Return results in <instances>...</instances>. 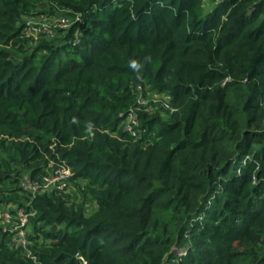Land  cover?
I'll return each mask as SVG.
<instances>
[{"label":"trees","instance_id":"1","mask_svg":"<svg viewBox=\"0 0 264 264\" xmlns=\"http://www.w3.org/2000/svg\"><path fill=\"white\" fill-rule=\"evenodd\" d=\"M41 13L72 17L59 42ZM50 163L76 192L21 193ZM10 203L35 258L0 227V264H264V0H0Z\"/></svg>","mask_w":264,"mask_h":264},{"label":"built area","instance_id":"2","mask_svg":"<svg viewBox=\"0 0 264 264\" xmlns=\"http://www.w3.org/2000/svg\"><path fill=\"white\" fill-rule=\"evenodd\" d=\"M59 20L62 21L64 27L68 25L66 17L63 16ZM32 29L35 30L33 27ZM137 88L139 91L137 102L140 105H144L146 100L143 96L142 86L139 85ZM169 99L170 97L168 94H163L161 96L163 105L166 108H171L169 105ZM137 109H139V106L131 109L126 117L124 126V129L133 135L135 134V126L138 123ZM149 110H151V108H149ZM171 110L173 109L171 108ZM49 167L50 169L40 178H33L29 174L23 176L19 182L20 192L30 194L31 197H33L38 193L68 189L73 175L71 169L61 163H58L56 166L49 164ZM29 203L30 201H26V205H29ZM10 204H8L9 206L6 205L7 207L5 206L0 209V227L4 232L10 234V244L12 246L23 247L28 256L35 258L30 253V248H28L30 240L27 238L30 216L34 213L32 210L27 211L25 206L13 203Z\"/></svg>","mask_w":264,"mask_h":264},{"label":"rangeland","instance_id":"3","mask_svg":"<svg viewBox=\"0 0 264 264\" xmlns=\"http://www.w3.org/2000/svg\"><path fill=\"white\" fill-rule=\"evenodd\" d=\"M214 1L215 0H204L205 9L209 10L214 5ZM41 14L45 16L30 17L26 20V22L28 21V23L32 24L31 27L35 28V30L33 31L36 35L40 34L41 37H46L47 39H54L55 41L59 42L62 39L63 35L66 33V30L69 29V27L71 26L72 17L66 16V19L68 21V25H67L68 28H65L62 25V21L59 20L61 17H63V15H60V14H57V15L48 14L47 15V13H41ZM154 98H155V94L148 92L145 100L149 101ZM21 174L23 177L25 175H28V172L27 170L23 169ZM8 185L11 186V184H8ZM67 191L76 192V187L72 184V182L70 183ZM7 206L9 205L7 204ZM2 208L3 207L0 206V209ZM94 209H95V204L94 202H91L90 204L87 205L86 213L89 214Z\"/></svg>","mask_w":264,"mask_h":264}]
</instances>
